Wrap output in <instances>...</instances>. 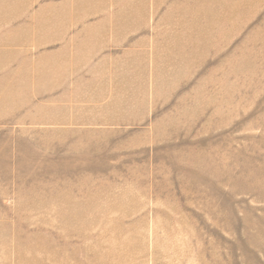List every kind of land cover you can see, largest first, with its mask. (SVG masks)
<instances>
[{
    "label": "rangeland",
    "instance_id": "374dc122",
    "mask_svg": "<svg viewBox=\"0 0 264 264\" xmlns=\"http://www.w3.org/2000/svg\"><path fill=\"white\" fill-rule=\"evenodd\" d=\"M0 264H264V0H0Z\"/></svg>",
    "mask_w": 264,
    "mask_h": 264
},
{
    "label": "bare ground",
    "instance_id": "6f19581e",
    "mask_svg": "<svg viewBox=\"0 0 264 264\" xmlns=\"http://www.w3.org/2000/svg\"><path fill=\"white\" fill-rule=\"evenodd\" d=\"M256 175V174H255ZM254 176V175H253ZM258 179V178H257ZM262 181V180H261ZM262 183V182H261ZM258 185V184H257Z\"/></svg>",
    "mask_w": 264,
    "mask_h": 264
}]
</instances>
